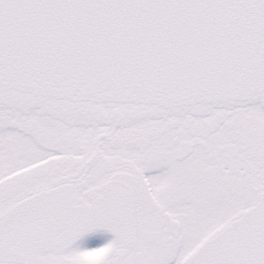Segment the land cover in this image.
Wrapping results in <instances>:
<instances>
[{
    "label": "snow or ice",
    "instance_id": "snow-or-ice-1",
    "mask_svg": "<svg viewBox=\"0 0 264 264\" xmlns=\"http://www.w3.org/2000/svg\"><path fill=\"white\" fill-rule=\"evenodd\" d=\"M0 264H264V0H0Z\"/></svg>",
    "mask_w": 264,
    "mask_h": 264
}]
</instances>
